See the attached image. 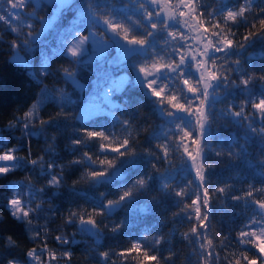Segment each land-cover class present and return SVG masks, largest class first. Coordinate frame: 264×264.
I'll list each match as a JSON object with an SVG mask.
<instances>
[{"label":"snow or ice","instance_id":"obj_1","mask_svg":"<svg viewBox=\"0 0 264 264\" xmlns=\"http://www.w3.org/2000/svg\"><path fill=\"white\" fill-rule=\"evenodd\" d=\"M216 2L219 7H213L209 0H0V23L7 26L6 31L13 37L6 40L0 32V44L9 49L8 63L23 73L30 88L39 90L32 98L34 102L0 129V162H5L0 163V180L23 169L46 178L47 187L57 189L51 193L55 198L61 195L60 188L68 187L63 173L70 165L88 168L90 187L98 189L112 184L125 170L137 168L138 162L146 159L155 175L145 169L118 183L115 199H106L107 194L94 195L93 211L85 216L69 210L66 225L75 226L78 221L77 230L92 234L99 245L104 238L101 228L109 225L104 220L98 222L95 215H107L110 219L114 212L126 208L147 215L164 200L171 199L173 206L180 209L176 216L195 221L190 229L195 237L190 241L195 246V264H221V260L226 264H264V186L256 188L249 182L241 194L229 195L231 185L216 183L212 174L216 165L208 161L207 155L211 152L227 158L229 163L243 161L252 166L248 148L256 144L260 149L256 157L257 174L264 177V67L259 74L242 67V61L248 64L253 59L264 60V0ZM29 7L35 11L27 13ZM45 8L50 9L49 15L42 17L39 13ZM36 22L40 24L38 31ZM240 27L245 28V34L238 39ZM185 28L198 34L202 30L203 35L196 37L198 44L202 39V47H196L195 54L189 51L192 45L188 40L193 37L182 30ZM258 44L260 50L249 53ZM221 53L222 56L217 55ZM58 60L64 63L54 70L53 64ZM229 64L235 67L230 68ZM84 74L90 79H83ZM49 77L56 83L70 85L72 93L64 88H48ZM254 81L261 82L259 91L250 87ZM135 93L162 121L159 131L153 132L142 146L143 153L137 152L134 143L130 144V136L120 137L114 130L119 127L128 131L132 123L128 119L117 118L113 130L86 125L93 115L106 111L125 115L131 110L139 117L140 100L133 102ZM238 97L243 99L237 103ZM225 100L230 102L219 108ZM49 106L55 110L48 112ZM233 128L238 132H232ZM69 129L72 135L68 137L66 151L76 158L64 165L59 163L55 152L58 136L53 133L63 136ZM220 130L228 135H221ZM5 131L11 140L5 139ZM33 139L43 140L44 155H32ZM25 150L27 157L17 155ZM93 152L96 159L90 154ZM44 156L52 158L46 161ZM177 156L182 161L180 170L173 167ZM160 162L169 166L164 173H160ZM181 171L190 177L183 183ZM154 183L161 194L159 198L149 196ZM193 183L196 190L189 194L185 189ZM5 191L11 195L4 196L3 207L14 226L35 243L42 232L33 227V222L41 219L47 222L44 213L51 215L59 209H44L37 203L38 199L51 203L44 201L48 195L45 188L11 182L5 185ZM68 191L88 195L74 186ZM145 196H149L150 202L141 204ZM213 196L217 201L242 202L251 209L238 228L236 244L242 246L239 256L233 253L231 257H222L221 251L230 248V243L214 242L208 236ZM184 209L188 211L185 213ZM4 219L0 215V233L5 230ZM127 223L126 216L112 224L110 231L118 233ZM43 235L47 236L46 225ZM183 238L187 240L188 234ZM54 240L63 248L60 257L70 260L72 253L63 246L76 243L75 239L56 235ZM42 243L44 247L39 251L32 248L26 252V264H53L57 260L46 239ZM161 243H164L162 234L152 237L150 243L141 234L130 248L112 255L127 259L135 252L142 256L137 264H175L171 248L166 257L158 255ZM4 246L0 264H22L16 256L19 245L13 236L4 237ZM97 257L100 264H111L109 252H99Z\"/></svg>","mask_w":264,"mask_h":264},{"label":"trees","instance_id":"obj_2","mask_svg":"<svg viewBox=\"0 0 264 264\" xmlns=\"http://www.w3.org/2000/svg\"><path fill=\"white\" fill-rule=\"evenodd\" d=\"M209 3H211L213 7L220 6L216 0H209ZM25 11L27 13H31L35 11V9L29 7ZM49 11V8H45L43 12L39 13V15L47 17L49 15ZM248 18L249 20H252L251 15H249ZM34 26L38 31L40 24L36 22ZM6 29L7 26L0 23V32L4 33V39L10 41L13 37L11 33L6 31ZM98 33L100 36L104 35L103 32ZM243 34H245V28L240 27L236 36L239 39ZM259 50L260 45L258 44L256 48L250 49L249 53L258 52ZM217 55L222 56L223 54L221 53ZM10 59L11 57L9 55L7 45L0 44V129H4L14 116L20 115L24 110H26L30 102H34L32 100L33 96L38 94L39 91L34 87L30 88L28 86V82L23 73L8 63ZM160 62L162 63L163 61ZM62 63L64 62L59 60L56 61L53 64V69L55 70V68L60 67ZM9 67L13 68L14 79L10 87H4L3 81L5 79V71ZM229 67L232 68L235 67V65L229 64ZM242 67L259 74L260 68L264 67V60L253 59L248 64H245L242 61ZM229 74L232 76L236 75L235 72H229ZM83 79L87 80L90 79V77L87 74H84ZM46 84L50 89L64 88L69 93H72L70 85L56 83L50 77L47 78ZM260 84L261 82L254 81L250 87H252L254 91H259ZM136 99L140 100V104L138 105L139 117H136L134 113H131V110H129V113H126L125 115H121L119 112H116L115 115L104 113L99 116L93 115L90 118L91 122H86V125L91 128H100L101 130H103V128L113 130V125L117 124V118L121 121L128 119L132 121L131 127L128 131H124L119 127L114 130L120 137L130 136V144L134 143L137 152L143 153L145 148L142 146L147 144L148 139L153 132L159 131L158 125H161L162 121L156 114L153 113L150 105L140 97L139 93L134 94V103ZM242 99V97H238L236 102L238 103ZM229 102L230 101L225 100L223 103L219 104L218 107L224 108ZM54 110L55 109L52 106H49L47 109L48 112H52ZM42 115L46 116V113H42ZM221 123H223V121H221ZM220 131L221 135H228L227 132H224L223 130ZM231 131L238 132L235 128L231 129ZM16 135L18 136L19 132H17ZM53 135L58 136L55 152L58 154L59 163L68 165V162L71 159L76 158L70 156L66 151L68 137L72 135V129H69L63 136L59 133H53ZM4 137L6 140H11L7 131L4 132ZM11 142L19 147L15 141ZM213 143L215 144V141H213ZM241 143H243V141H241ZM45 147L46 145L43 140L37 142V140L33 139L30 145L32 155L34 157L44 155ZM236 150L239 151V149ZM155 151L157 155L160 154L159 150ZM248 152L250 153L248 160L252 166H249V164H246L243 161H233L232 163H229L227 158L217 157L211 152L207 154L208 161L216 165L212 172L216 183L221 186L226 183L231 185L229 195L241 194L249 187V182H251L256 188L264 186V177L257 174L258 167L256 166V157L260 154V149L256 144H253L248 148ZM90 154H92L93 158L96 159L95 152ZM17 155L27 157L28 151L25 150L18 152ZM51 158L52 157L44 156L46 161ZM184 159H186V157ZM158 166L160 173L166 172L169 167L163 162H160ZM173 167L176 170H180L182 168V161L179 156L173 160ZM145 169H147L149 174L155 175L154 170L150 165H148L147 160L141 159L138 162L137 168L125 170L122 177H118L112 182V184L102 185L99 186L98 189H92L90 187V178L86 175L89 169L82 165H70L65 168V172L63 173L68 187L60 188L59 191L61 195L55 198L51 196V193L56 192L57 189L47 187L46 178L23 169H17L10 172L6 179L0 180V215H3L5 218L3 225L5 230L0 233V253H4L6 250L4 246V237L11 235L19 245L18 249H16V256L21 259L22 264L26 263V252L32 248H36L39 251L44 247V243H42V241L45 239L47 247L50 250L55 251L57 254V260H55L53 264H100V258L97 257V253L103 251L109 252L111 264H137V262L142 259V256L135 252L128 256L127 259L121 258L119 255L112 254H118L121 250L130 248L131 245L136 242L137 238L141 236V234L146 236L149 243L151 242L152 237L157 234H162L164 243H161L158 246L162 249V251L158 253L161 258L166 257L168 255L169 248H171L175 253L172 257L175 264H195V257L193 256L195 246L190 243L191 240L195 239L190 231L195 221L184 220L182 217L176 216V213L179 212L180 209L173 206V201L171 199L164 200L163 203L158 205L153 212L147 215L132 213L127 208L124 210H117L112 214L110 219L107 215H95L94 218L98 222L104 220V222L109 225V227L101 228L104 238L99 242V245L97 244L96 238L92 234L82 233L77 230L80 227L78 221L75 223V226L66 225L65 218L68 216L69 210L82 212L85 216H87V213L93 211L92 198L94 195L107 194L106 199H115L116 185L118 183H122L124 180L134 177L138 172H143ZM192 176H194V172L192 173ZM188 179H190L189 174L186 171H181L180 182L183 183ZM11 182L28 184L34 186L35 188H45L48 195L44 196V201L51 200V203H41L39 199L37 200V203H40V206L44 209H59L58 212H53L51 215L47 212L44 213V215L48 217L47 222L44 219H41L39 222H33V227L41 230L42 232V235L35 243L29 239L28 235L25 234L21 228L14 226V221L3 207L4 196L11 195L10 192L5 191V185ZM73 186L81 192L88 193V195L85 197L69 192L68 189ZM156 187L157 185L154 183L152 185L153 191L149 194V196L156 195L157 198L160 197L161 194L155 190ZM194 190H196L195 183L189 184L185 189V191L189 194L193 193ZM149 196L142 197L141 204L150 202ZM257 197H259V194H257ZM212 200V224L208 236L209 238H213L214 242H220L223 244L230 243V248L221 251L222 257L225 255L231 257L233 253H235L236 256H239L240 248L242 246L236 244L238 228L243 222L245 216L251 214V209L245 208L242 202H234L230 199H221L217 201L216 197L213 196ZM96 211L99 212V209L97 208ZM183 211L186 213L188 210L184 209ZM126 216L128 217V223L126 226L121 228L118 233H112L110 231V226L124 220ZM45 225L47 226L46 237L43 235ZM185 234H188L187 240L183 238ZM56 235H64L69 240H72L73 238L75 239L76 243L63 246L71 251L72 255L70 260L60 257L63 248L58 246L57 242L54 240ZM226 237H228V239H226ZM169 241L170 244L167 243ZM150 254L152 253L150 252ZM150 264H156V262H150ZM221 264H226V262L221 260Z\"/></svg>","mask_w":264,"mask_h":264},{"label":"rangeland","instance_id":"obj_3","mask_svg":"<svg viewBox=\"0 0 264 264\" xmlns=\"http://www.w3.org/2000/svg\"><path fill=\"white\" fill-rule=\"evenodd\" d=\"M36 28V27H35ZM37 30V29H36ZM85 34H87V33H85ZM202 36V34L201 33H197L196 31L194 32V37H193V42L196 44V42H197V39H196V37L197 36ZM196 41V42H195ZM202 43H203V41H202V39H201V41H200V45H202ZM190 51V50H189ZM193 54H194V51L192 52ZM21 55H23V53L21 52ZM13 79H14V71H13V68L12 67H9V68H7L6 69V71H5V79H4V81H3V86L4 87H10L11 85H12V82H13ZM105 113H109L110 115H113V113L112 112H108V111H106ZM87 118V117H86ZM0 163H5V162H0ZM53 263H54V261H53ZM23 264H26V263H23Z\"/></svg>","mask_w":264,"mask_h":264}]
</instances>
